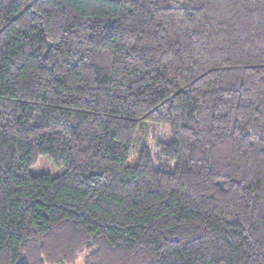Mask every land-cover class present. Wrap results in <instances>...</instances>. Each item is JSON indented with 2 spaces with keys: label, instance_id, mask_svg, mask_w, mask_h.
Wrapping results in <instances>:
<instances>
[{
  "label": "trees",
  "instance_id": "trees-1",
  "mask_svg": "<svg viewBox=\"0 0 264 264\" xmlns=\"http://www.w3.org/2000/svg\"><path fill=\"white\" fill-rule=\"evenodd\" d=\"M79 259L264 264V0H0V264Z\"/></svg>",
  "mask_w": 264,
  "mask_h": 264
},
{
  "label": "rangeland",
  "instance_id": "rangeland-1",
  "mask_svg": "<svg viewBox=\"0 0 264 264\" xmlns=\"http://www.w3.org/2000/svg\"><path fill=\"white\" fill-rule=\"evenodd\" d=\"M63 169L56 167L45 156H39L36 163L29 167L28 173L32 176L48 175L50 177H58L62 174ZM77 264H82V260L79 259Z\"/></svg>",
  "mask_w": 264,
  "mask_h": 264
}]
</instances>
